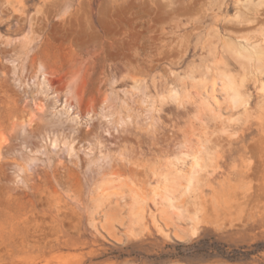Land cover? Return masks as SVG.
Segmentation results:
<instances>
[{
	"label": "rangeland",
	"instance_id": "1",
	"mask_svg": "<svg viewBox=\"0 0 264 264\" xmlns=\"http://www.w3.org/2000/svg\"><path fill=\"white\" fill-rule=\"evenodd\" d=\"M238 40L264 1L0 0V264H264Z\"/></svg>",
	"mask_w": 264,
	"mask_h": 264
},
{
	"label": "bare ground",
	"instance_id": "2",
	"mask_svg": "<svg viewBox=\"0 0 264 264\" xmlns=\"http://www.w3.org/2000/svg\"><path fill=\"white\" fill-rule=\"evenodd\" d=\"M239 1V0H238ZM256 1V3H259V2H262V1H264V0H242V3H251V2H255ZM257 17H258V14L255 12L254 14H252V16H251V20H249V19H244L243 20V23L244 22H246V23H248L249 21H255L256 19H257ZM232 46H233V48H234V50H235V53L239 56V57H241V58H246V59H248L249 61H254V63H255V69H256V71L258 72V73H263V71H264V47L263 46H261V45H259V44H250V43H247V42H244V41H242V40H238V41H234V42H232V44H231ZM236 93H234L233 95H232V98H234V97H236ZM173 100H174V98H172ZM233 102L234 103H236L237 102V100L234 98L233 99ZM10 120V116H9V114H7V113H5V114H3V115H1L0 116V126H1V124H3V123H5V122H8ZM6 140V139H5ZM4 140V141H5ZM178 161V160H177ZM194 161V163L196 162V160H193ZM193 162H191V164H192ZM196 164V163H195ZM195 164H192L193 166L195 165ZM196 166V165H195ZM192 168H195V170H196V167H192ZM194 171V170H193ZM193 171H191V172H193ZM195 173V172H194ZM189 186V185H188ZM188 186H187V188H188ZM190 188V187H189ZM4 198H7V201L10 199V198H12L13 199V197H12V195H6ZM18 197H16V199H17ZM4 200L2 199V202H3ZM6 201V202H7ZM12 201V200H11ZM10 201V202H11ZM16 201V200H15ZM18 201V200H17ZM9 202V201H8ZM7 204V203H6ZM19 212V211H18ZM24 221V220H23Z\"/></svg>",
	"mask_w": 264,
	"mask_h": 264
},
{
	"label": "trees",
	"instance_id": "3",
	"mask_svg": "<svg viewBox=\"0 0 264 264\" xmlns=\"http://www.w3.org/2000/svg\"><path fill=\"white\" fill-rule=\"evenodd\" d=\"M235 256L231 255V259H233Z\"/></svg>",
	"mask_w": 264,
	"mask_h": 264
}]
</instances>
